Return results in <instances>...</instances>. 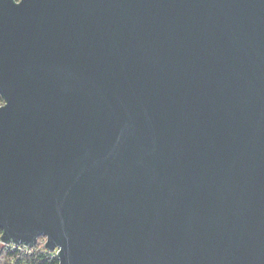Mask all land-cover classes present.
<instances>
[{"label":"water","instance_id":"obj_1","mask_svg":"<svg viewBox=\"0 0 264 264\" xmlns=\"http://www.w3.org/2000/svg\"><path fill=\"white\" fill-rule=\"evenodd\" d=\"M0 241L58 264H264V0H0Z\"/></svg>","mask_w":264,"mask_h":264},{"label":"trees","instance_id":"obj_2","mask_svg":"<svg viewBox=\"0 0 264 264\" xmlns=\"http://www.w3.org/2000/svg\"><path fill=\"white\" fill-rule=\"evenodd\" d=\"M4 103L0 93V105ZM1 235V231H0ZM44 238L39 237L34 247L9 249L0 244V264H58V259L44 247Z\"/></svg>","mask_w":264,"mask_h":264},{"label":"built area","instance_id":"obj_3","mask_svg":"<svg viewBox=\"0 0 264 264\" xmlns=\"http://www.w3.org/2000/svg\"><path fill=\"white\" fill-rule=\"evenodd\" d=\"M18 1V0H17ZM1 106V105H0ZM1 236V235H0ZM44 242H45V239H44ZM0 244H2V245H5L7 248H9V249H21V250H23V249H26V250H28V248L29 247H27V246H25V245H15V244H13V243H11V242H9V243H7V244H3V243H1V241H0ZM45 247V246H44ZM48 250V249H47ZM50 252V251H49ZM58 252V249H55L54 251H52V252H50V253H52L53 254V256L54 257H56L57 258V253Z\"/></svg>","mask_w":264,"mask_h":264}]
</instances>
